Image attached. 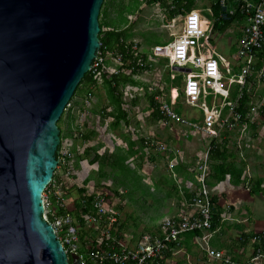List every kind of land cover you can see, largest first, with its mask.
I'll return each mask as SVG.
<instances>
[{
  "label": "built area",
  "instance_id": "built-area-1",
  "mask_svg": "<svg viewBox=\"0 0 264 264\" xmlns=\"http://www.w3.org/2000/svg\"><path fill=\"white\" fill-rule=\"evenodd\" d=\"M216 2L221 8V18L235 15L244 18L242 37L228 70L214 57L208 46V35L214 23L211 5L197 6L181 12V29L174 33L170 40L151 45L148 51H143L136 41H125V46L130 47L138 67L146 68L142 74L152 70L160 73L157 74L159 78L154 91L151 92L154 93L158 110V118L155 120L158 127L163 130L172 129V126L177 124L200 135L202 140L206 141L204 153L190 168L196 192L190 204L191 211L162 219L158 233L147 232L131 242L121 238L120 213L111 206L106 191L93 189L92 193L84 195H92V210L81 213L79 220L64 204L65 186L52 178L43 192V218L52 226L57 239L65 249L69 264L72 262L88 264V261L94 264L106 262L160 264L161 260L166 261V252H172L183 234L202 232L212 227L213 201L208 183L211 175L212 146L223 144L225 137L247 118V114L239 111V99L249 78L254 77L264 83V0H216ZM260 57L262 61L257 66ZM109 62L114 66H109ZM131 64L130 57L124 61L123 55L104 51L100 45L89 69L93 80L92 89L103 83L104 73L129 74L134 68ZM160 65L170 72L169 78L166 76L163 78V73L158 68ZM175 73L182 77L183 87L175 84ZM141 75H133L132 78L137 80ZM127 87L137 91L140 89L139 86L131 85L124 89ZM150 88L153 89L152 86ZM124 95L127 93L124 92ZM91 98L92 95L89 94L86 102ZM177 105L199 109L202 112V119L192 121L180 113ZM67 107L71 108L72 102L67 104L66 109ZM142 140L147 154L164 156L168 171L175 177L174 167L178 161L174 148L155 136L146 135ZM68 144L71 142L66 139L60 140L56 151L55 170L71 178L74 151ZM79 200L82 204L86 203L85 199ZM59 209H63L64 212L58 213ZM82 229L90 233L87 235L85 232L87 236H84L83 241L80 240ZM261 240L260 235L252 239L256 244ZM207 254L212 261L219 264H237L223 251H208ZM254 254V261L257 264L264 252L258 247L254 249ZM71 255H75L76 258L72 260Z\"/></svg>",
  "mask_w": 264,
  "mask_h": 264
},
{
  "label": "water",
  "instance_id": "water-1",
  "mask_svg": "<svg viewBox=\"0 0 264 264\" xmlns=\"http://www.w3.org/2000/svg\"><path fill=\"white\" fill-rule=\"evenodd\" d=\"M103 1L0 0V264H69L43 192L58 120L100 47Z\"/></svg>",
  "mask_w": 264,
  "mask_h": 264
},
{
  "label": "crops",
  "instance_id": "crops-1",
  "mask_svg": "<svg viewBox=\"0 0 264 264\" xmlns=\"http://www.w3.org/2000/svg\"><path fill=\"white\" fill-rule=\"evenodd\" d=\"M231 30L233 28L230 27L227 31ZM241 37L242 32L239 26L237 42H240ZM259 60L262 61V57ZM102 86L105 90L104 84H99L93 89ZM249 87L247 101L242 105L247 118L235 131L225 137L222 146L226 149V154L223 158L217 157L229 164L231 173L226 174L225 178L219 182L213 179L209 181L214 200V213L218 214L219 222L209 230L183 234L164 264H219L211 260L207 254L208 251H223L237 264H255L254 243L250 237L256 234L264 235V83L252 78L249 81ZM91 95L92 98L89 101L94 102L93 91ZM105 95L107 97L106 91ZM123 99L124 109L128 114V123L121 122L117 126H113L114 119L110 115L111 107L108 105V98L103 105L101 115H98L93 122L86 121V113H81L76 103H73L70 113L74 115L79 111L81 118L79 119L80 124L77 125L81 132L75 136L73 134L64 137L69 142L73 141L75 146L72 147L75 157L72 164L73 174L71 178H67L63 172L59 171L57 179L66 188L63 196L64 204L67 210L75 216L80 197L79 188H85L86 193H92L93 189L95 190L94 181L88 180L90 171L98 172V163L91 162L94 155H108L116 148H129L132 153L126 161L129 168L126 171L127 177L124 184L132 186L128 191L133 195L134 201H139V209H142V212L138 221L142 223L139 225L138 236L135 232L127 233L120 230L123 224L126 226V222H132L136 218L135 209L129 207L128 210V206L125 205V214L122 216V226H119V232L122 237L134 242L144 233H158L162 219L191 211V202L188 200L189 194L195 191V182L190 168L198 160L196 157L200 158L204 153L206 141L202 140L201 148L196 146L195 150L194 147L185 150L183 148L185 145L177 141L178 134L174 135L172 147L178 166H180L176 171L174 170L175 177L169 171L167 174L169 177L171 174L179 189L183 188L184 197L181 191L178 193L167 181L168 178L157 177L153 173L154 168L159 164L158 159L162 160L167 169L164 156L155 153L147 154L144 146L141 151H136L143 136L150 135L161 139L159 131L163 129H160L156 121L149 116L151 110H145L143 113L140 111L136 114L127 109L129 104L125 95ZM76 100L86 101V98L78 95ZM137 102L138 99L135 97L134 104H138ZM132 108L138 109V105ZM170 130L174 132L176 129ZM128 143H135V146L127 147ZM192 143L195 142L188 141L187 145L191 146ZM85 149L86 155L83 156ZM185 152L192 153L193 159L186 157ZM90 153L93 155L91 156ZM103 170L106 173L110 171L107 166ZM233 179L238 180V183H234ZM127 201L128 199L123 203ZM131 202L132 200L128 203ZM152 209L157 212L162 211L159 219L151 214L145 215L146 218L142 217ZM153 219L154 222H152ZM257 264H264V255L257 261Z\"/></svg>",
  "mask_w": 264,
  "mask_h": 264
},
{
  "label": "rangeland",
  "instance_id": "rangeland-1",
  "mask_svg": "<svg viewBox=\"0 0 264 264\" xmlns=\"http://www.w3.org/2000/svg\"><path fill=\"white\" fill-rule=\"evenodd\" d=\"M216 0H196V7H207L211 5ZM125 2H128V0H125ZM169 3L172 2V0H168ZM170 13V11L167 8H164L158 4H148L146 2H142L140 9L133 15L129 16V21L131 22V28L127 32L125 40L127 41H136L139 43L143 49V51H148L150 46L156 43H164L167 40H170L174 33L178 32L181 29L182 26V14L176 12L175 14ZM115 17L114 13L111 11L107 15V20L112 19ZM241 27V26H240ZM233 30L226 31L223 34L219 33H213L212 30L209 32L208 35V46L212 54L215 58H217L222 66L228 70L231 67L232 62V56L236 53L237 47H238V37H239V24H233L232 27ZM109 66H114L112 62H109ZM163 65L158 66L160 71L163 73V78L165 76L169 78L170 72L166 68H162ZM166 69L165 71H163ZM157 74H160L157 70H152V72L142 74L140 78H138L139 84V90L128 88L124 92L127 93L125 98H127V103L129 104L130 111H134L136 114L140 111L143 113L145 110H150L149 107V101L147 98V95H149L151 92L154 91L155 84L157 83V79L159 76ZM176 79L174 80L175 84L179 87H183L184 82L182 80V77L175 73L174 74ZM143 78V79H142ZM103 85V84H101ZM152 86L153 89L150 88ZM93 95L95 97V101L92 100L88 102L86 101H77L76 97L72 99V107L73 103L75 102L77 107L80 109L81 113H86L85 117H87L86 121H95L98 115H101V110L103 108V105L106 102V95L105 90L102 87L93 89ZM123 92V93H124ZM82 96V94L80 95ZM135 97L138 99V104H134ZM136 103V102H135ZM135 105H138V109H133ZM178 110L182 115L185 117L191 119L192 121H200L202 119V112L197 108H191L186 105L184 107H180V105H177ZM70 109V110H71ZM63 114V117L60 120V123L58 124L60 128L63 131V134L66 133L69 130L72 133V135H78L80 131V127L77 124H80L79 119L81 116L79 115V111L74 114L75 120L70 125V122L67 123L65 121L68 107L65 109ZM144 116V115H143ZM135 118V116H132ZM103 118H101V121ZM77 120V121H76ZM173 129H176L173 131L170 130V128H167L165 130L159 131L160 140H165L166 143L169 146H172L174 144L175 134H178L176 137L178 138L177 141L180 142V144L185 145L183 147L185 150H190L192 147H194V150L197 146V148H201L203 145L202 138L200 135L192 133L188 128L179 126L177 124L172 126ZM169 136V137H168ZM144 137V136H143ZM142 137V139H143ZM188 141H193L195 143H192L193 145H187ZM187 145V146H186ZM69 147L74 146V142L71 141V144H68ZM75 147V146H74ZM196 148V149H197ZM73 149V148H72ZM91 154V153H90ZM93 154H91L92 156ZM193 154H188L185 152L186 157H190L193 159ZM75 158V157H74ZM77 158V156H76ZM196 159H199L198 156ZM158 161V166L154 168L153 173L157 177L162 178H169L167 174L166 165L160 161ZM108 170V169H107ZM107 176L102 177L99 175L97 171H90V175L88 177L89 179H92L95 184V191H106L109 195L111 206L118 210L120 213V218L122 220V216L125 214L124 207L125 205L129 207H132V209H135L136 218L132 220V222H126L127 225L125 226L123 224V227L120 229L122 232L125 231L127 233L135 232L136 236L139 235V225L142 222H139L138 219H140V214L142 212V209H139V201H134L133 195L129 193V189L132 187L131 185H126L122 182V177L117 171L110 170L109 173H106ZM66 189V188H65ZM128 199L126 203H123L124 200ZM132 202L129 204L130 200ZM159 212V214H158ZM158 212L155 209H152L146 214H144L142 217L146 218L148 215L156 216L158 219L160 218L162 211L158 210ZM147 215V216H145ZM154 222V219L153 221ZM146 223V222H144ZM156 223V222H155ZM82 232H86L87 235H89V231L82 229L80 232V235ZM86 234H84L85 236ZM86 235V236H87ZM83 236V238H84ZM121 238L124 239V237L121 236Z\"/></svg>",
  "mask_w": 264,
  "mask_h": 264
},
{
  "label": "trees",
  "instance_id": "trees-1",
  "mask_svg": "<svg viewBox=\"0 0 264 264\" xmlns=\"http://www.w3.org/2000/svg\"><path fill=\"white\" fill-rule=\"evenodd\" d=\"M142 2H146L148 4H158L164 8H167L172 15L175 14L176 12L181 13V12L189 11L191 9L196 8V0H172L171 3H169L168 0H128V2H125V0H104L103 1L100 14H99V25H100L101 30L98 35L101 49L104 51H108V52L120 53L121 55L124 56V61H127V57H130L132 61L131 66L134 67L129 74L120 73L117 75H109L107 73H104L103 84H104L105 91H106L107 98H108V105L111 107L110 115L114 119L113 126H117L121 122L125 124L128 123V119H127L128 114L124 109V99H123L124 88L127 85L139 86L140 82H138V80L132 77L133 75H141L146 70V68L138 67L137 60H135L132 53L130 52V47L125 46V41H126L125 38H126L127 32L131 28V22L129 21V16L135 14L140 9ZM211 7H212V13H213L212 18L214 19V23L211 29L213 33L223 34L230 27H232L233 24H239V26H241L240 30L242 32V23L244 20L242 16L235 15V16H230L228 18L223 19L220 17L221 8H220L219 3L214 1L211 4ZM111 11L114 13L115 17L107 20L106 19L107 15ZM127 52H129V54ZM260 63H261V60L258 59L257 66H259ZM252 78H249L248 83L243 90V95L239 99V111L242 112L243 114H246V113L242 105H244V103L247 101L246 100L248 98L247 94L249 93V88H250L249 81ZM92 83H93L92 76H91V73L88 71L85 73L83 78L80 80L69 102H71L72 99L76 97L77 95L82 94L84 98H87L89 94H92V86H91ZM147 98H148L149 107L151 110L149 116L153 120H157L158 110L156 108L157 106L154 101V93H150L149 95H147ZM232 98L233 99L235 98L234 94L232 95ZM70 109L71 108H68L65 121L67 123L70 122V125H71L73 121L75 120V118H74V115L70 113ZM63 114L64 112L62 113V115L60 116L58 120L59 123H60V120H62L61 118L63 117ZM59 123H57V125ZM58 128L60 131V140L65 139L64 138L65 136L72 135V133L69 130V126H68V130L64 134L59 125H58ZM130 145L135 146V143H132V144L128 143L127 147H130ZM222 145L223 144L215 145V147L212 146V149L210 152L211 175H210L209 181L213 179L215 182H219L225 178L226 174L231 173L229 164H226L225 161L217 158L218 156L223 158L226 154V149ZM143 146H144L143 141L140 140V145L138 146L136 151L137 152L141 151L143 149ZM90 150H94V149H90ZM131 153L132 152L129 148H125V149L116 148L113 153L108 154V155L95 154L91 162L98 163V173L102 177L107 176L106 172H104L103 170L105 166H107L112 171L117 170L118 173L123 178L122 182L124 183L125 182L124 180L127 177L126 171H128V168H129L128 164H126V161L129 159V156ZM84 155H86V149L83 152V156ZM179 166L177 164L174 170L176 171V169ZM58 173H59L58 170H55L54 175H53L54 179H57V177L59 176ZM193 180H194V177H193ZM167 181L170 182V184L173 186V188L178 193L181 191L183 193V196L185 197V191H182L183 188L181 189L178 188V186L175 183V180L171 177V174H170V177L167 179ZM232 181L234 183H238V180L233 179ZM195 193L196 192L194 191L193 193L189 194V197H190L188 200L189 202L192 201ZM79 194H80L79 199L86 200L85 201L86 203L82 204L81 201L78 199V203L76 206L75 216L77 219L81 220L80 219L81 213L92 210V205H91L92 195L84 196L86 195V189L83 187L79 188ZM212 201H214L213 198H212ZM83 205H85V208H83ZM62 212H64L63 209L58 210V213H62ZM214 212L215 210L213 206V215H212V221H211L212 228L215 227L217 223L219 222L218 214H215ZM80 223L81 225H83L82 222ZM121 226L122 224L120 223V227ZM197 232L199 231H196V233ZM84 234L85 232L81 234V237H80L81 241H83ZM256 235H260L262 240L259 244H256L255 242H253L254 249H257L259 247L264 252V235H261V234H256ZM256 235L251 236L250 240H252L253 237ZM170 255H171V252H166L165 259L169 257ZM164 261L165 260H161L160 264H164ZM88 264H94V263H91L90 261H88ZM103 264H113V263L106 262Z\"/></svg>",
  "mask_w": 264,
  "mask_h": 264
}]
</instances>
